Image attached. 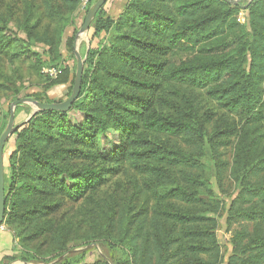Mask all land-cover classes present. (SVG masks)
<instances>
[{"label":"trees","instance_id":"obj_1","mask_svg":"<svg viewBox=\"0 0 264 264\" xmlns=\"http://www.w3.org/2000/svg\"><path fill=\"white\" fill-rule=\"evenodd\" d=\"M80 2L40 0V18L24 28L27 40L9 28L0 12V54L14 73L9 78L18 76L17 62L35 68L46 64L42 53L32 49V39L46 46L50 62L61 60L64 29L74 25ZM245 4L126 0L115 19L103 5L90 25L80 91L71 108L36 111L10 135L14 150L7 159L2 223L15 235L37 227L38 235L46 233L56 244L57 256L64 253V228L49 222L59 207L53 199L74 200L101 184L99 171L77 167L76 160H95L99 135L113 128L127 143L111 158L120 162L137 156L153 199L126 223L119 239L124 257L117 264H216L219 246L197 206L207 186L200 155L206 146L216 155L239 132L232 167L239 192L229 208L227 231L234 224L240 230L230 240L226 264H264V133H257L264 131V0L245 6L247 24L238 18ZM102 32L109 36L107 43H96ZM72 40L65 44L70 47ZM73 77L65 67L49 86L70 82L72 88ZM205 104L223 111L211 131L206 124L213 122L214 112L203 110ZM74 109L82 114L77 123L68 119ZM224 116L236 119L239 131L224 125ZM140 127L152 138L134 140ZM253 154L255 163L248 160ZM35 258L27 250L7 257Z\"/></svg>","mask_w":264,"mask_h":264},{"label":"rangeland","instance_id":"obj_2","mask_svg":"<svg viewBox=\"0 0 264 264\" xmlns=\"http://www.w3.org/2000/svg\"><path fill=\"white\" fill-rule=\"evenodd\" d=\"M126 0H107L103 10L111 18L115 19L121 12ZM95 0H81L75 10L74 25L64 29L62 42L59 47L60 61H49L45 55L46 46L32 39V49L42 53L46 64L41 68L30 66L27 62L15 63V75L9 78L5 58L0 54V123L5 114L10 113L11 103L14 99L35 95L40 99L48 98L52 102L64 100L71 92L70 82L49 86L50 79L60 74L61 70L68 67L70 72L75 71L76 56L85 58L86 50L92 36L90 27L86 33H79L88 8ZM40 0H0V12L8 19V26L22 39L27 40L24 30L26 22L32 23L40 18ZM238 18L243 23H248V11L241 8ZM75 29V31H74ZM73 36L71 46H67V38ZM108 35L105 32L99 34L96 43H107ZM29 40V39H28ZM75 43V47L73 44ZM85 60V59H84ZM206 105V104H205ZM204 105V106H205ZM206 108L214 112L213 122L206 124L211 131L213 126L223 116V111L207 104ZM14 123L27 120L35 111L30 103H21L14 107ZM210 116V115H207ZM225 117V116H224ZM224 125L241 127L240 123L229 116L225 117ZM71 122L82 120L80 111L74 109L68 112ZM140 125V124H139ZM143 126V125H141ZM257 133H264L259 128ZM154 135L149 130L140 127L138 136L134 140H149ZM239 132L230 136L226 144L219 146L216 155L205 147L201 161L204 162V176L207 186L200 194V202L197 205L208 217L215 238L219 246V255L216 264H226L232 251L230 240L238 234L240 226L234 224L227 231V218L232 200L239 192V182L232 175L236 146ZM129 140V139H128ZM127 140V141H128ZM125 140L118 131L109 128L99 135L98 156L95 160L77 159V167H86L99 171L101 184L90 188L82 197L74 200L63 196H57L53 200L59 203L58 209L50 215L49 222L62 225L66 239V250L56 255V244L50 237L38 235L37 227L19 230L17 235L9 226L0 225V230H10L12 233V247L0 251V264H117L124 257V249L119 239L123 234L126 223L131 218L144 211L153 204L148 188V176L140 167L141 161L137 156L124 161H114L111 153L117 148L126 147ZM184 146V145H183ZM141 148V147H140ZM14 150V137H10L4 147V179L7 183L10 171L8 168V156ZM256 154L248 160L256 162ZM25 226V225H24ZM37 235V236H36ZM30 251L36 258L29 261L19 259L8 260L19 251Z\"/></svg>","mask_w":264,"mask_h":264},{"label":"water","instance_id":"obj_3","mask_svg":"<svg viewBox=\"0 0 264 264\" xmlns=\"http://www.w3.org/2000/svg\"><path fill=\"white\" fill-rule=\"evenodd\" d=\"M106 1L107 0H95V2L88 8L84 16L83 22L79 28V33H86L88 31L93 18L95 17L99 9L105 4ZM224 1L230 4H240L241 2H245L246 4L243 6V8H245V6H247V4H249L253 0H224ZM73 47H75V43L73 44ZM74 54L76 56V65H75V71L73 77V84H72L71 92L66 99L60 102H39L31 97H21L18 99H14L11 103L7 124L0 134V225L3 222L4 210H5L4 147L12 132L19 125L14 123V112H13L14 107L21 103H30L35 107V111L48 110V109H56L60 111L69 110L71 108L72 103L79 95L80 86H81V77L83 72V64L85 59L78 54L76 49H74Z\"/></svg>","mask_w":264,"mask_h":264},{"label":"crops","instance_id":"obj_4","mask_svg":"<svg viewBox=\"0 0 264 264\" xmlns=\"http://www.w3.org/2000/svg\"><path fill=\"white\" fill-rule=\"evenodd\" d=\"M12 233L10 230H0V251L10 249L12 247Z\"/></svg>","mask_w":264,"mask_h":264}]
</instances>
